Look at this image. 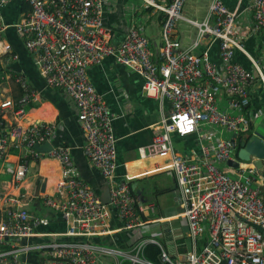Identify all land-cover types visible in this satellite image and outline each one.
Returning a JSON list of instances; mask_svg holds the SVG:
<instances>
[{"label": "built area", "instance_id": "built-area-1", "mask_svg": "<svg viewBox=\"0 0 264 264\" xmlns=\"http://www.w3.org/2000/svg\"><path fill=\"white\" fill-rule=\"evenodd\" d=\"M141 1L165 15L157 61L139 27L132 25L121 44L112 43L104 22V0H0V71L4 70L0 72V162L19 154L14 182L21 185L28 172L23 159L44 155L59 160L62 178L56 195L40 198L66 222L63 234H37L49 220L20 208L18 197L5 192L0 183V264H28L24 259L32 253L41 254L43 264H264V234L257 229L264 231V174L255 165L256 158L245 163L237 156L251 120L246 111L252 89L257 82L264 86V72L251 57L253 70L235 62L237 51L246 53L233 37L237 14L222 0H212L207 17L198 22L185 18L187 0H166L164 5ZM251 10L254 29L264 34V0H251ZM7 12L14 15L13 21L5 18ZM182 22L197 28L198 38L209 35L219 41L221 64L214 63L207 51L199 55L184 48L176 35ZM9 30L32 56L46 85L75 104L86 139L84 155L108 184V203L82 180L70 148L45 154L35 150L51 141L54 126L20 124L37 97L27 77L12 71L20 57L7 40ZM195 46L199 47L198 41ZM107 58L141 75L148 97L160 96L172 104L163 131L139 149L143 167L139 176L164 171L175 176L188 228L183 236L188 251L176 257L155 237L144 236L149 226L170 219L151 218L156 206L137 201L130 186L134 177L116 181L112 119L104 97L88 77L89 69ZM12 85L22 92L17 100L11 96ZM9 112L14 115L12 122ZM174 135L196 137L201 154L188 158L178 153ZM229 161L239 162V167L229 166ZM113 217L122 224L119 230L111 229ZM120 233L129 241L125 247L98 241ZM36 236L44 241L21 244ZM150 245L159 248V262L147 258Z\"/></svg>", "mask_w": 264, "mask_h": 264}, {"label": "crops", "instance_id": "crops-1", "mask_svg": "<svg viewBox=\"0 0 264 264\" xmlns=\"http://www.w3.org/2000/svg\"><path fill=\"white\" fill-rule=\"evenodd\" d=\"M106 2L104 22L114 45L121 44L128 35L131 26L139 27L150 40L151 53L154 60H159V53L163 47L162 25L165 15L147 7L141 0H104ZM164 5L166 0H156ZM212 0H187L184 16L187 19L202 22L208 14V7ZM231 12H236L237 22L233 37L240 42L246 53L237 51L235 62L247 70L254 67L251 58L259 62L264 72V34L254 29L251 0H222ZM13 9H11V13ZM8 21L14 20V15L6 14ZM185 49H191L196 54L207 51L211 60L221 64L219 41L206 35L198 38V29L182 22L176 32ZM12 44L13 50L20 57L14 63L12 71L25 75L33 89L37 100L28 106V112L20 124L26 125H52L55 132L50 143L54 148H70L71 156L75 161L82 180L93 188L106 203L109 202V186L106 184L101 172L96 169L85 157L84 147L86 139L78 118V111L71 99L62 91L48 87L40 75L31 55L25 50L23 43L13 30L6 35ZM196 41L199 47L195 46ZM251 57V58H250ZM90 82L97 92L104 97L112 119V127L117 146V172L116 181L121 182L127 177H134L130 182L131 189L137 201L143 205L156 206L152 219H170L169 222L149 226L144 230V236L149 229L160 226L157 232L158 240L167 248L169 253L176 257L188 251L183 236L187 233V221L182 216L183 210L178 202L177 183L172 172H153L139 176L143 170L139 164V149L149 146L156 134L163 131V121L170 114L172 104L160 96L148 97L144 91V79L141 75L132 72L127 67L118 64L115 59L107 58L101 64L92 66L88 71ZM11 96L19 99L22 92L12 85ZM9 121H14L9 112ZM12 114V115H11ZM250 117V124L245 131L243 140L249 133L263 134L264 140V86L257 82L252 89L251 106L246 111ZM257 115V117H256ZM14 116V115H13ZM226 135V134H225ZM229 137V134L226 135ZM230 138V137H229ZM196 137L173 136L175 150L185 157H194L201 154L200 144ZM45 143V144H46ZM52 149V150H53ZM51 150V151H52ZM50 151V152H51ZM49 153V152H47ZM20 154H24L23 152ZM45 154V153H43ZM42 154V155H43ZM23 158V157H22ZM19 154L10 155L4 164L0 162V183L5 192L13 194L20 200V208L30 211L32 216L49 220L47 227H39L37 234H60L66 231V222L63 214L52 211L43 205L41 196H55L57 185L62 178V165L59 160L42 156L38 160L31 157L23 159L28 164V172L24 182L16 184L14 176L17 165L21 162ZM148 164V163H146ZM264 174V167L261 171ZM45 183L44 192H40ZM39 195L37 196V193ZM172 197L174 200L171 201ZM167 212V216L163 213ZM160 215L159 217H156ZM183 220L180 228H174L170 223ZM122 224L114 217L111 219V229L119 230ZM177 229V231H175ZM174 230L175 233H171ZM185 237V236H184ZM149 238V237H147ZM40 236L24 240L21 244H36L43 242ZM109 246L125 247L128 242L124 233L99 239ZM202 240L199 241L201 246ZM42 255L32 253L24 260L28 264H43Z\"/></svg>", "mask_w": 264, "mask_h": 264}, {"label": "water", "instance_id": "water-1", "mask_svg": "<svg viewBox=\"0 0 264 264\" xmlns=\"http://www.w3.org/2000/svg\"><path fill=\"white\" fill-rule=\"evenodd\" d=\"M247 139H244L243 142L240 144V148L238 150V160L240 162L249 163L252 161V158L255 161V165L259 170H262L264 167V140L261 134L252 132L249 133L246 137ZM53 149V146L50 143H46L44 145H37L35 146V150L38 153H47L50 152ZM239 162H228V165L233 168L239 167ZM45 190V183H43L42 188L40 192H44ZM37 193V196L39 193ZM107 203V202H106ZM259 232L264 234V231L262 228H257Z\"/></svg>", "mask_w": 264, "mask_h": 264}, {"label": "rangeland", "instance_id": "rangeland-1", "mask_svg": "<svg viewBox=\"0 0 264 264\" xmlns=\"http://www.w3.org/2000/svg\"><path fill=\"white\" fill-rule=\"evenodd\" d=\"M193 1H196V0H193ZM258 132H260L261 135L263 134L260 130H258ZM170 198H171V201L174 200L172 197H170ZM167 214H168L167 212L163 213L164 216H167ZM159 216L160 215H157L156 217H159ZM182 221H183L182 219L181 220H177V221H174V222L170 223V225L172 227H174V228H180V225L182 224ZM161 230H162V227H160V226L153 227V228L148 230V232H150V233H146V236L147 237H155L158 240L157 232H159V235H160V231Z\"/></svg>", "mask_w": 264, "mask_h": 264}, {"label": "trees", "instance_id": "trees-1", "mask_svg": "<svg viewBox=\"0 0 264 264\" xmlns=\"http://www.w3.org/2000/svg\"><path fill=\"white\" fill-rule=\"evenodd\" d=\"M27 6L23 7V10H26ZM4 71V70H3ZM0 71V72H3ZM245 139H247L245 137ZM14 154V153H13ZM159 255H160V250L158 247L150 245L148 246V248L146 249V256L149 260L154 261V262H159Z\"/></svg>", "mask_w": 264, "mask_h": 264}]
</instances>
